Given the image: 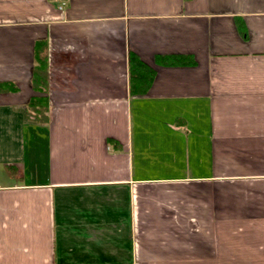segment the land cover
<instances>
[{
  "label": "crops",
  "instance_id": "obj_1",
  "mask_svg": "<svg viewBox=\"0 0 264 264\" xmlns=\"http://www.w3.org/2000/svg\"><path fill=\"white\" fill-rule=\"evenodd\" d=\"M0 264H264V0H0Z\"/></svg>",
  "mask_w": 264,
  "mask_h": 264
},
{
  "label": "trees",
  "instance_id": "obj_2",
  "mask_svg": "<svg viewBox=\"0 0 264 264\" xmlns=\"http://www.w3.org/2000/svg\"><path fill=\"white\" fill-rule=\"evenodd\" d=\"M186 59L185 57H178L177 61L186 63ZM150 75V70L144 64L134 61L132 57L129 59V80L132 83L131 86L133 85L137 89L135 91H141L148 85ZM31 86L34 94L28 103L27 110L30 111L34 120L43 122L46 119L44 114L47 110V98L43 96L46 87V62L40 58H38L37 67L33 71Z\"/></svg>",
  "mask_w": 264,
  "mask_h": 264
}]
</instances>
